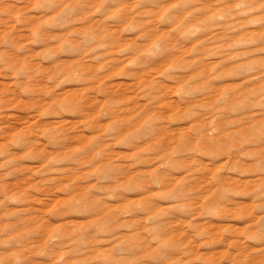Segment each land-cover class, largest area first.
Wrapping results in <instances>:
<instances>
[{
  "label": "rangeland",
  "instance_id": "374dc122",
  "mask_svg": "<svg viewBox=\"0 0 264 264\" xmlns=\"http://www.w3.org/2000/svg\"><path fill=\"white\" fill-rule=\"evenodd\" d=\"M0 264H264V0H0Z\"/></svg>",
  "mask_w": 264,
  "mask_h": 264
}]
</instances>
